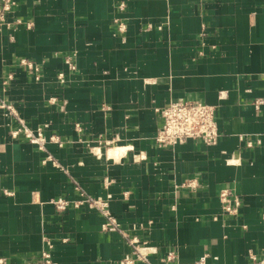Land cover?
Masks as SVG:
<instances>
[{
  "label": "crops",
  "instance_id": "obj_1",
  "mask_svg": "<svg viewBox=\"0 0 264 264\" xmlns=\"http://www.w3.org/2000/svg\"><path fill=\"white\" fill-rule=\"evenodd\" d=\"M16 2L0 29V257L45 264L49 237L57 264H148L133 238L154 248L151 264H262L264 0ZM21 58L41 65L39 80ZM177 100L216 107V145L155 143L158 109ZM6 104L60 136L62 146H46L58 164L11 136L18 121ZM191 178L196 189L181 186ZM224 188L241 199L234 216L222 211ZM81 192L109 197L129 238L104 231L96 209L51 203Z\"/></svg>",
  "mask_w": 264,
  "mask_h": 264
},
{
  "label": "built area",
  "instance_id": "obj_2",
  "mask_svg": "<svg viewBox=\"0 0 264 264\" xmlns=\"http://www.w3.org/2000/svg\"><path fill=\"white\" fill-rule=\"evenodd\" d=\"M16 0H0V29L8 22L7 16L16 7ZM119 10L126 9V3L121 2L118 7ZM118 22V30L124 32L126 30L125 23L120 22L119 19H115ZM20 65L24 66L27 70L34 74L36 80L40 79L41 65L28 58L19 59ZM65 63L69 69H74L75 64L72 56L65 58ZM13 73H9L5 84L9 79H13ZM60 82L65 83V73L60 72L58 74ZM53 99V98H52ZM262 101H259V105ZM17 119L18 127L11 131L13 138H23L30 143L36 145L42 152L47 153L45 161H52L56 164L57 161L54 156L47 150V143H56L60 146L63 145V141L58 135H51L47 137L45 135V129L43 127H37L33 129L29 127L25 120L21 118L16 109L11 105H4ZM161 118V125L155 136V143L160 147H175L178 144H182L189 139L203 142L206 145H216L219 142L221 132L219 124L216 120V107L214 105L201 102V101H171L166 106L158 109ZM105 185L108 186L111 180L105 179ZM181 186L196 189L198 187L197 179L191 178L185 180ZM178 187V186H177ZM6 194H11L9 191H5ZM127 194V193H126ZM220 202L222 205V211L228 216H234L239 212L242 205L241 199L238 195L234 194L230 189L224 188L219 194ZM51 203L55 206L56 210L63 212L69 207L80 208L82 205H87L92 209L98 210L105 218L102 223V229L104 231L120 230L124 236L128 234L121 229L117 219L110 211V199L103 197H94L81 192V198L77 200H69L65 197L58 196L54 198ZM129 238V236H128ZM130 243L134 247V253L136 259L151 264L148 256L150 253L155 252L153 247L147 246L145 243H140L137 239L129 238ZM54 243L51 238L44 237V247L42 250V260L45 264H57L53 259L52 249ZM249 256L253 261L257 260V256L252 252H249ZM176 258L174 252H170L166 259L163 261H173ZM264 264V259L260 261ZM0 264H7L5 257H0ZM24 264H30L26 262ZM126 264H134L133 261H126ZM181 264V263H178ZM189 264H207V256L201 257L194 263Z\"/></svg>",
  "mask_w": 264,
  "mask_h": 264
}]
</instances>
